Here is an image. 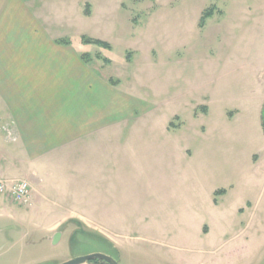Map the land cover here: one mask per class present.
<instances>
[{
	"label": "rangeland",
	"instance_id": "rangeland-1",
	"mask_svg": "<svg viewBox=\"0 0 264 264\" xmlns=\"http://www.w3.org/2000/svg\"><path fill=\"white\" fill-rule=\"evenodd\" d=\"M42 2L53 34L57 24L109 42L112 49L86 48L81 36L69 38L101 60V73L127 77L151 103L139 114L151 119L120 137L130 144L119 153L129 171L117 191L123 214L105 223L123 246L110 254L119 264H198L196 252L218 247L222 230L227 238L245 230L240 263L264 264V0ZM49 218L32 193L21 202L0 194V264H60L100 252L93 243L72 252L77 225ZM84 223L94 230L95 221Z\"/></svg>",
	"mask_w": 264,
	"mask_h": 264
},
{
	"label": "crops",
	"instance_id": "crops-1",
	"mask_svg": "<svg viewBox=\"0 0 264 264\" xmlns=\"http://www.w3.org/2000/svg\"><path fill=\"white\" fill-rule=\"evenodd\" d=\"M41 9L42 0H0V173L29 181L39 214L50 221L93 220L94 230L120 250L123 241L105 223L123 214L117 191L120 174L129 171L120 168L119 153L130 144L119 141L135 134L138 121L151 119L139 116L151 103L131 90L127 77L124 83L101 73V60L84 59L90 52L81 32L55 24L53 34ZM70 36H81L86 48ZM222 234L218 247L196 252L204 259L198 264H241L245 230Z\"/></svg>",
	"mask_w": 264,
	"mask_h": 264
},
{
	"label": "trees",
	"instance_id": "trees-1",
	"mask_svg": "<svg viewBox=\"0 0 264 264\" xmlns=\"http://www.w3.org/2000/svg\"><path fill=\"white\" fill-rule=\"evenodd\" d=\"M215 11H216L215 5H212L211 7H209L208 9H206L204 11V13L200 19V23H199V26L201 28H203L206 25L208 19H210L214 16ZM85 14L86 15L91 14L89 4H87V6H86ZM82 41L85 44H95V45L101 46L105 49H112V45L109 42L104 41V40H100V39H96V38H92V37H89L86 35H84L82 37ZM63 43L69 44L70 41L65 40V41H63ZM97 57L101 58L100 55H98ZM84 59L86 61H90L92 59L91 54H89V53L85 54ZM104 59H105V61L109 62V59H107V58H104ZM171 125H173V124H171ZM262 126L264 129V111H263V116H262ZM222 192H225V191L222 190ZM67 223H72V224L77 225V227L75 228V230H73V232L71 233V236L69 238V243H70V247H71L72 252L75 253L77 249H80V248L87 246L88 244H91V243H93L94 245H99L101 247V250H99L100 252H105L107 254H110V251L111 252L117 251V248L115 247L114 243H112L108 238L100 235V233L89 228L88 225L86 223H84L82 220L70 219L69 221H67ZM66 224H64V225H66ZM88 264H107V263L103 262V261H99V260H92Z\"/></svg>",
	"mask_w": 264,
	"mask_h": 264
},
{
	"label": "built area",
	"instance_id": "built-area-1",
	"mask_svg": "<svg viewBox=\"0 0 264 264\" xmlns=\"http://www.w3.org/2000/svg\"><path fill=\"white\" fill-rule=\"evenodd\" d=\"M32 193L29 181L25 179H12L0 173V194L21 202Z\"/></svg>",
	"mask_w": 264,
	"mask_h": 264
},
{
	"label": "water",
	"instance_id": "water-1",
	"mask_svg": "<svg viewBox=\"0 0 264 264\" xmlns=\"http://www.w3.org/2000/svg\"><path fill=\"white\" fill-rule=\"evenodd\" d=\"M61 237H62V232L61 231L56 232L51 238L53 244H58ZM92 260L103 261L106 262L107 264H119L116 258L105 252H92L84 255H78L60 264H88Z\"/></svg>",
	"mask_w": 264,
	"mask_h": 264
}]
</instances>
